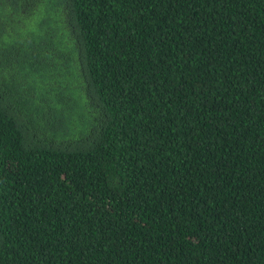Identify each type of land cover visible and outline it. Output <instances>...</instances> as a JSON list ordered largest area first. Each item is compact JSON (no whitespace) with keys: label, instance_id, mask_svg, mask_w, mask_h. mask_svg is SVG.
<instances>
[{"label":"trees","instance_id":"trees-1","mask_svg":"<svg viewBox=\"0 0 264 264\" xmlns=\"http://www.w3.org/2000/svg\"><path fill=\"white\" fill-rule=\"evenodd\" d=\"M0 264H264V0H0Z\"/></svg>","mask_w":264,"mask_h":264}]
</instances>
